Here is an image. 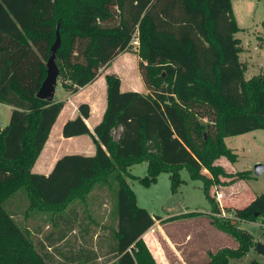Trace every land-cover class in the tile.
Masks as SVG:
<instances>
[{
    "label": "trees",
    "instance_id": "16d2710c",
    "mask_svg": "<svg viewBox=\"0 0 264 264\" xmlns=\"http://www.w3.org/2000/svg\"><path fill=\"white\" fill-rule=\"evenodd\" d=\"M231 1L0 0V103L13 107L8 123L0 126V264H73L59 252L58 242L40 237L41 228L65 215L67 229H73L71 210L84 205L98 183L106 196V184L115 187L110 214L114 242L106 261L156 264L142 235L158 218L138 207L127 180L147 188L167 174L174 194L185 183L184 169L191 181L201 182L212 225L238 244L206 252L205 264H229L254 246V236L239 222L264 224V192L242 208H224L232 220L215 216L221 209L210 192L222 179L252 178L250 171L230 174L216 164L221 157L236 161L224 139L264 130V70L244 78ZM56 27L57 79L66 92L91 83L117 55L130 50L137 35L135 52L147 93L122 92L120 79L105 75L107 104L101 122L91 131L85 123L89 106L80 104L79 115L61 129L63 138L89 136L94 155L62 156L43 175L32 167L64 106L37 97ZM142 163L143 177L129 172ZM15 197L19 204L12 206ZM36 215L42 225L32 230L27 222ZM87 259L78 264H97L91 262L96 255Z\"/></svg>",
    "mask_w": 264,
    "mask_h": 264
},
{
    "label": "crops",
    "instance_id": "0c3cea01",
    "mask_svg": "<svg viewBox=\"0 0 264 264\" xmlns=\"http://www.w3.org/2000/svg\"><path fill=\"white\" fill-rule=\"evenodd\" d=\"M33 50L36 51L35 48H33ZM126 52L127 51H124L117 55L108 67L99 72L91 83L80 88L76 93L70 94L66 92L57 79V83H59L63 94L59 99H55L54 91L53 100L56 102H63L64 106L51 128L44 148L34 163L32 172L48 175L53 169L56 161L65 155H94L95 147L89 136L82 135L72 138H63L61 129L65 122L79 115L78 107L80 104H87L89 106L90 114L88 119L85 120V123L91 131L101 122L107 104L105 75H116L120 79V90L122 92L133 91L139 94L147 93L138 68L139 60L133 67L136 72L131 75V80L126 82L125 85L118 73L111 71L112 67L116 65L119 57ZM0 107L1 112H3L5 116V119L0 122V126L4 127L10 119L13 107L2 103H0ZM55 127L56 130L53 131ZM119 132L120 129L116 130L115 137H117ZM131 169L132 167L129 169L130 173ZM161 175L162 174L157 177L155 184L147 188L141 186L134 180L143 187L144 190L139 187L134 188L131 181L128 182L135 194L138 207L145 209L151 216H156L158 218L154 220V224L142 235V240L156 264H205L207 261L206 252L215 253L222 248H236L237 243L233 239L214 228L209 223L208 219L204 217L197 216L194 218L176 219L164 222V220L169 217L190 212L208 214L210 212V207L207 208V211H205V209L202 212L196 211L197 209L190 210L185 203L182 204L179 201L178 207H180V209L177 213L172 214V216H157L151 211L150 204L153 202L150 199L149 201L145 200L144 196L147 192L154 195L152 191L155 190ZM182 188L183 189L180 188L181 190L179 189L180 191L178 190L173 195L177 196L179 193L189 195V192L192 190L202 192L201 186L195 184L190 186L187 181H185ZM136 190L141 196V200ZM214 192L219 196L218 201L222 212L226 207L238 208L234 202L239 198L240 192L236 190L233 185L227 184L226 186L216 187ZM106 198L105 188L101 186L100 183L96 184L88 195L84 205L80 204L75 210H71L69 218L70 222H74L73 229H67V217L63 215L53 219L55 222H44L43 231L46 232L44 235L41 234L40 237L44 238L45 236L49 238L50 242H58L56 246L60 248L59 252H65V254L71 258L73 264L84 262L88 260L87 257H93L94 255H96V259L91 262L97 264H117L116 259L106 261V254L114 242L113 230L115 229V221L107 217L112 213L113 207L108 206ZM88 214L91 216L90 218L84 217ZM59 259L62 258L59 257Z\"/></svg>",
    "mask_w": 264,
    "mask_h": 264
},
{
    "label": "rangeland",
    "instance_id": "374dc122",
    "mask_svg": "<svg viewBox=\"0 0 264 264\" xmlns=\"http://www.w3.org/2000/svg\"><path fill=\"white\" fill-rule=\"evenodd\" d=\"M231 5L234 14L233 16L236 20L237 26L240 28V31L235 34V37L240 40V46L242 49L239 54V59L246 67L244 78L249 79L252 76L262 74L264 70V0H232ZM136 36L137 35H135L131 42L130 50L119 57L116 65H114L111 69L112 72L118 73L124 85L126 82L131 80V75L136 72L133 69L134 65L138 61L135 52L137 47ZM62 94L63 91L59 86V83H57L55 87V99H59ZM4 117L5 116L3 112H1L0 107V122L5 119ZM55 130L56 127L53 129V131ZM224 141L226 146L230 148L236 155V161L231 163L226 158L221 157L216 161V164L222 166L224 170L230 174L240 171H250L252 178L247 180L225 178L222 179V185L211 187L210 192H214L216 187L231 184L236 188V190L240 192L239 198L234 203L238 208H242L246 206L255 196L264 192V170L259 176H255L253 171L256 164H264V130H254L242 135L226 137ZM145 173V163L135 165L131 169V174L138 177H143ZM180 175L184 181H187L188 184H190V186H192V184L201 186L200 181H191L189 179L188 172L185 169L180 172ZM168 178L169 177L167 174H162L158 179L155 190L152 191L154 195L150 192L145 194L144 199L147 201L150 199L154 203H152L153 205L150 204L151 211H153L157 216H172V214L179 211L180 207H178V204L180 202L182 204L185 203V205L188 206L190 210L197 209L196 211L202 212L206 209L205 211H207V208H209L210 205L205 199L203 192L192 190L189 192V195L179 193L180 195L178 194L175 196L170 191V183ZM127 181H131L134 188L139 187L144 190L143 187H141L137 182H133L131 179H128ZM106 186L108 190L106 201L109 207H113L114 211V206L116 203L114 196L115 187L112 184H106ZM182 186L180 187L181 189H183ZM136 193L141 200V196L139 195L138 191ZM215 196L220 208V203L218 201L219 196L216 193ZM17 204H19V200L17 198L13 199L11 205L15 206ZM228 210L229 212L226 211V209L223 212L221 210V213L215 214V216L219 218H230L232 220L233 215L230 212V209ZM197 216L208 219L209 223L212 225L211 217L213 214L208 215L200 213L194 217ZM107 217L110 219V215ZM41 220L42 217L36 215L30 220V222H27V224L32 230H34L36 226L42 225ZM52 222L55 221L53 220ZM232 222L236 223L235 220ZM251 223L254 224L239 222V228L250 232L254 236V246L250 248L242 258L230 259L229 264H264V251L260 253L255 250L256 243H260L264 248V224H262L260 221ZM212 226L216 228L214 225ZM216 229L219 230L218 228ZM41 231H43V228H41ZM45 232L43 231L42 234L44 235ZM226 235L230 237L228 234ZM230 238L233 239L232 237Z\"/></svg>",
    "mask_w": 264,
    "mask_h": 264
},
{
    "label": "water",
    "instance_id": "95a60500",
    "mask_svg": "<svg viewBox=\"0 0 264 264\" xmlns=\"http://www.w3.org/2000/svg\"><path fill=\"white\" fill-rule=\"evenodd\" d=\"M60 46V36L56 27L55 41L50 47V51L45 64L46 77L41 83V86L37 92V97L46 102H52L54 97L55 86L57 84V78L59 75V69L55 62V54ZM264 170V164H256L254 166V175L259 176ZM255 250L262 253L264 251L263 246L260 243H256Z\"/></svg>",
    "mask_w": 264,
    "mask_h": 264
}]
</instances>
